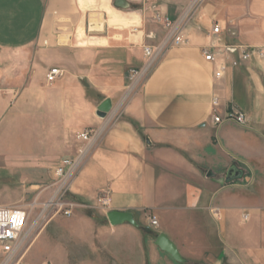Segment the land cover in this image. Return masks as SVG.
<instances>
[{
  "label": "crops",
  "instance_id": "1",
  "mask_svg": "<svg viewBox=\"0 0 264 264\" xmlns=\"http://www.w3.org/2000/svg\"><path fill=\"white\" fill-rule=\"evenodd\" d=\"M114 1L0 0V123L10 115L12 126L41 130L58 153L43 164L54 167L76 155V134L99 130L67 191L80 208L44 229L24 264H264V60L231 67L201 52L264 48V0H204L184 26L186 43L163 50L131 90L143 47L166 34L153 14L175 20L193 0H124V9ZM51 68L61 76L49 84ZM234 109L245 125L212 121ZM230 168L240 177L227 181ZM111 211L131 213L136 226L110 225ZM159 234L184 263L155 245Z\"/></svg>",
  "mask_w": 264,
  "mask_h": 264
},
{
  "label": "built area",
  "instance_id": "2",
  "mask_svg": "<svg viewBox=\"0 0 264 264\" xmlns=\"http://www.w3.org/2000/svg\"><path fill=\"white\" fill-rule=\"evenodd\" d=\"M204 0H193V3L175 20L162 16L159 12L153 14V21L160 24L166 34L163 40L157 45H146L143 47L145 61L139 69L130 71L129 80L133 88L135 84L144 79L152 70L155 61L166 48L178 47L186 43L183 30L186 22L190 19L194 10ZM212 34H219V27L214 25ZM150 37V36H149ZM204 60L208 63H215L217 59H229L231 67H237L241 62L251 60L263 61L264 48L247 46H227L218 43L214 46L204 47L201 50ZM236 55V59H232ZM227 70L226 63H219L214 71V78H222ZM61 76L58 68H51L47 75V83H53ZM213 107L217 106L214 99ZM212 121L215 124L222 122H233L239 126L246 123V116L238 110H232L225 118L213 115ZM99 136L98 129H86L76 134L75 139L78 144L74 157L62 158L58 165L52 170V183L45 191L50 190L49 197L40 204L42 211L37 214L34 220L28 225L29 212L22 207L0 206V264H22L23 257L27 251L30 237L36 229H42L54 215H62L69 218L75 214L80 206L67 198V191L70 186L71 177L79 163L93 148ZM97 205L102 209H107L110 205L108 195H102L97 199ZM213 217L217 218L219 213L216 209L211 210ZM149 223L152 227H157V220L154 216H149Z\"/></svg>",
  "mask_w": 264,
  "mask_h": 264
},
{
  "label": "rangeland",
  "instance_id": "3",
  "mask_svg": "<svg viewBox=\"0 0 264 264\" xmlns=\"http://www.w3.org/2000/svg\"><path fill=\"white\" fill-rule=\"evenodd\" d=\"M57 154L55 151L49 152L46 135L35 129L32 123L20 121L12 126L10 115L0 123V206L26 208L29 212L27 226L42 211L40 204L50 195V190L45 189L52 183L54 165L45 166L43 156L50 159ZM73 216L54 215L44 228H35L22 264L44 229L57 221L70 220ZM56 232L59 233V230ZM33 252L39 253L37 249H33Z\"/></svg>",
  "mask_w": 264,
  "mask_h": 264
},
{
  "label": "water",
  "instance_id": "4",
  "mask_svg": "<svg viewBox=\"0 0 264 264\" xmlns=\"http://www.w3.org/2000/svg\"><path fill=\"white\" fill-rule=\"evenodd\" d=\"M114 6L116 8H127V4L124 0H115ZM111 109V101L109 99L104 100L96 110V116L100 119H104ZM240 177V172L235 168H230L226 173V180L232 181ZM106 218L110 225L116 226L122 223H128L136 226V222L131 213L111 211L106 214ZM155 245L162 251L168 254L175 262L184 263L185 260L181 257L177 247L168 237L164 234H159L156 238Z\"/></svg>",
  "mask_w": 264,
  "mask_h": 264
}]
</instances>
